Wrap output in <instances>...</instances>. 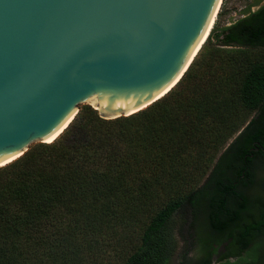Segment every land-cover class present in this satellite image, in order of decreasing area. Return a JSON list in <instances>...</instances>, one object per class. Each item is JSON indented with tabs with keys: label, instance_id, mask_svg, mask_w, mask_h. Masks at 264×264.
Masks as SVG:
<instances>
[{
	"label": "trees",
	"instance_id": "obj_1",
	"mask_svg": "<svg viewBox=\"0 0 264 264\" xmlns=\"http://www.w3.org/2000/svg\"><path fill=\"white\" fill-rule=\"evenodd\" d=\"M225 1L163 97L110 119L82 105L55 140L0 166V264H170L173 216L187 207L212 233L196 264H211L213 242L227 243L224 264L254 254L264 195L256 213L242 194L229 205L228 168L252 147L264 156V1L219 25Z\"/></svg>",
	"mask_w": 264,
	"mask_h": 264
},
{
	"label": "water",
	"instance_id": "obj_2",
	"mask_svg": "<svg viewBox=\"0 0 264 264\" xmlns=\"http://www.w3.org/2000/svg\"><path fill=\"white\" fill-rule=\"evenodd\" d=\"M220 1L0 0V165L53 139L80 104L110 119L162 94Z\"/></svg>",
	"mask_w": 264,
	"mask_h": 264
},
{
	"label": "rangeland",
	"instance_id": "obj_3",
	"mask_svg": "<svg viewBox=\"0 0 264 264\" xmlns=\"http://www.w3.org/2000/svg\"><path fill=\"white\" fill-rule=\"evenodd\" d=\"M251 1L253 0H226L222 15L219 17V25L229 24L241 17L243 14V9ZM255 8L256 7L254 6L252 9ZM82 105L88 104H80L79 109ZM232 139L233 138H231L228 143ZM34 144L36 143H33L32 145ZM260 174L264 177V164L261 167ZM207 176L208 175L204 176L201 183L205 181ZM210 187L211 186L209 185L207 187V190L210 189ZM253 192H259L258 194H261L262 191L253 189ZM203 193L204 192H202L201 194ZM201 194L199 195L201 196ZM200 196H198V205L202 202ZM190 212V208L187 207V209H179L173 216V234L176 239V248L170 258V264H196L207 253V251L203 250L202 246H204L203 244L205 243V241H207V239L212 236V233L207 227L206 214L204 212L200 213L198 215V219L194 221ZM257 242H264V236L263 239L262 237H258L256 241H254V243ZM211 245L213 246V248H216V252L211 254V262L212 264H220L223 261V259H221V255L225 253L227 243L223 242L220 244H216L213 242L211 243Z\"/></svg>",
	"mask_w": 264,
	"mask_h": 264
},
{
	"label": "flooded vegetation",
	"instance_id": "obj_4",
	"mask_svg": "<svg viewBox=\"0 0 264 264\" xmlns=\"http://www.w3.org/2000/svg\"><path fill=\"white\" fill-rule=\"evenodd\" d=\"M264 164V156L259 151L258 147L250 148L249 152H247L242 159L235 160L228 168L233 179L232 183L235 185L234 192L228 197L229 205L237 206L238 204V194H242L246 199V205L243 209L245 215H249L251 213H256L258 206L260 205V197L264 195L263 193V184L264 177L261 176L260 170ZM238 168H241L242 179L240 181L236 180L235 173H237ZM253 189H258L261 194L254 193ZM241 198V197H240ZM209 216V213L207 214ZM248 248H254L253 255L247 256V250L241 253L242 257H246V261L241 262L240 264H264V242L254 243L251 241L248 245ZM230 261H237V257H228ZM224 261V260H223ZM223 261L220 264H224ZM212 264V262H211Z\"/></svg>",
	"mask_w": 264,
	"mask_h": 264
},
{
	"label": "bare ground",
	"instance_id": "obj_5",
	"mask_svg": "<svg viewBox=\"0 0 264 264\" xmlns=\"http://www.w3.org/2000/svg\"><path fill=\"white\" fill-rule=\"evenodd\" d=\"M220 5H221V1H220V3H219V5H218V7H217V9H216V11H215V14H214V16H213V18H212V21H211V24H210V27H209V29H208V31H210L211 30V28L213 27V24H214V22H215V20H216V17H217V13H218V11L220 10ZM208 33L209 32H207V34H206V36H205V38L203 39V41L201 42V44L199 45V47L196 49V51H195V53H194V55L192 56V58H191V60L189 61V63L186 65V67H188V65L191 63V61L194 59V57H195V55L198 53V51H199V49L201 48V46H202V44L204 43V41H205V39H206V37H207V35H208ZM184 68V70L181 72V74L180 75H183V73H185L184 71H185V69H188V68ZM180 75H179V77H180ZM179 77L176 79V81L170 86V87H168L162 94H160L159 96H157L156 98H154L153 100H155V99H159V98H161V97H163L166 93H168L178 82H179ZM153 100H151L150 102H152ZM150 102H148V103H150ZM147 103V104H148ZM147 104H145L144 106H146ZM144 106H142V107H140V108H138L137 110H135V111H133V112H131V113H134V112H136V111H138L139 109H143V107ZM131 113H129V114H131ZM129 114H126V115H129ZM66 128V125L63 127V129L53 138V139H51L49 142H52L53 140H55L63 131H64V129ZM43 142H45V141H43ZM46 143H48V142H46ZM19 157V154L17 155V156H15L14 158H12L11 160H9L8 162H6L5 164H2V165H0V166H4V165H7L8 163H10V162H12V161H14L15 159H17Z\"/></svg>",
	"mask_w": 264,
	"mask_h": 264
}]
</instances>
